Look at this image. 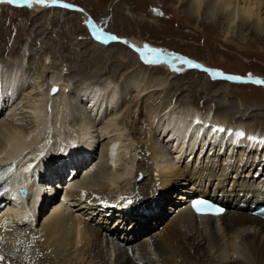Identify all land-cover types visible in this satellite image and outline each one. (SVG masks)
<instances>
[{"label": "bare ground", "instance_id": "obj_1", "mask_svg": "<svg viewBox=\"0 0 264 264\" xmlns=\"http://www.w3.org/2000/svg\"><path fill=\"white\" fill-rule=\"evenodd\" d=\"M50 2L46 0V4ZM102 3L95 0L94 4ZM46 4L31 6L40 13L37 23L43 20ZM185 4L193 18L203 12L213 21L223 16L228 27L237 26L242 31L247 25L241 34L252 29L264 40V0H186ZM82 17L89 25V16ZM83 40L94 44L96 56L90 61L92 54L87 55L86 50L85 54L75 52V58L83 57L75 62V77L64 73V68L72 65L62 55V62L56 64L51 52L36 61L31 52L27 59L0 62V163H13L17 168L10 190L1 195L6 209L0 217V257H4L0 264H264V221L240 207L264 198V128L248 129L241 118L231 123L225 118L227 108L236 110L240 105L225 106L235 93L232 84L215 81L229 74L213 68L223 76L211 75L213 82L208 79L206 86L204 83L198 89V84L193 85L199 95L221 96L212 103L209 116L199 118L186 107L176 113L177 96L156 97L153 92L167 87L172 76L183 78L188 69L195 68L183 65L184 60L198 65L199 61L163 51L183 59L172 65L168 62L166 69L146 68L138 64L132 47L149 46L141 37L128 36L130 47L106 46L109 39L104 36L95 42L88 37ZM111 50L116 54L111 55ZM118 56L128 62L120 71L127 72L121 76L123 90L113 73L124 64L100 76L94 71L101 66V59L113 63ZM34 62L42 80L36 84L41 93L36 101L31 100L33 125L26 128L5 112L11 107L9 91L18 97L25 87L28 89L36 72L35 67H31L34 73L30 72L28 66ZM64 62L68 64L64 66ZM201 65L202 69L209 67L205 62ZM86 101L94 105L89 108L94 116L87 113ZM240 102L243 105V100ZM123 107L119 131L115 118ZM97 126L115 127L110 131L114 137L100 148L103 163L95 165L91 160L88 172L84 166L88 163L82 161L89 157V147L99 150V140L88 138L100 132ZM121 126L127 131L126 140L115 134L123 132ZM216 128L225 132L214 131ZM240 131L244 137L236 136ZM168 132L174 139L167 144L173 146L175 141L180 153L190 151L188 155L198 157L196 163L176 164L179 160L165 157L166 147L160 146L157 136ZM102 135L108 136L105 132ZM75 139L86 145L80 152L73 149ZM125 141H131L129 147ZM121 147H128L133 155L125 156ZM83 168L86 172L78 179ZM70 173H75L74 177L62 187L61 177ZM99 177L102 179H96ZM19 183L27 188V197L15 192ZM61 189L64 191L58 199L46 201ZM123 191L129 196H119L120 200L111 197ZM205 193L227 202L226 214L218 218L196 216L189 208L190 200Z\"/></svg>", "mask_w": 264, "mask_h": 264}, {"label": "rangeland", "instance_id": "obj_2", "mask_svg": "<svg viewBox=\"0 0 264 264\" xmlns=\"http://www.w3.org/2000/svg\"><path fill=\"white\" fill-rule=\"evenodd\" d=\"M185 2L186 0H180V2L179 0H103V6H101L94 4L95 0H51L50 3L46 4L45 9H48L43 13V20L41 23H37V21L41 20L39 16L40 13L33 11V8L28 7L27 4L23 7L8 3L0 4V62L8 63L11 59L14 60L15 58L27 59L31 52L36 61L38 58L40 59L45 52H51L54 58L52 61L54 60L56 64L62 62V57L60 56L62 55L64 59L72 65V68L70 66L65 67L64 73L66 76L68 75L67 77H75V62L83 59V57L79 59L75 58V52L84 53L86 50L87 55L88 53L92 54L90 61L96 56L93 52L95 48L93 46L94 44H87V40H83L88 37L92 42L93 40L94 42L97 41L93 35L92 26L99 30L102 34L101 36H106L105 40L113 36L117 38L108 41L106 46L114 43L117 46L121 45L127 47L129 45L128 47H130L129 43H124V40L127 41L128 36H137L145 39L146 43L152 46V48L160 49L165 52L167 51L169 53H176L185 58L195 59L199 61V65L204 62L208 64L210 70L207 72L204 71V68L195 67L193 69H188L187 71L190 72L183 78L179 77L180 79H175L178 76L171 75L172 79L169 78V82H166L167 87L165 86L164 89H160V91L157 89L156 92H153L156 97L163 95L164 97H169L167 94L177 96V104L173 106V110H175L176 113H179L182 107H186L196 111L199 114V118L210 115V112L213 110L210 108L212 107V103H215V100L220 99L221 96L217 98L211 93L206 96L199 95L197 89L203 86L204 83V86H206L208 79L213 82L212 79L214 78L211 76V73L214 68V71L227 72L229 76L240 78L239 80H226L223 77H217L215 79L216 82L228 83L229 85L232 84L231 86L235 92L230 100L227 97L226 100L229 101H227V105L225 106L228 107V103L236 106L240 104L236 110L235 108L226 109L228 111V116H225V118L228 117V122L231 123L241 118L247 124L245 128H252L256 131L262 127L264 128V84L254 82L256 80H264V40L259 39L252 29L241 34L242 31L247 30V25L242 31L238 29L237 26L228 27L223 16H219L213 21L214 19L209 18L207 13L203 12L200 17L193 18ZM64 4L71 5V7L64 8L62 7ZM83 14L89 16L87 18H89L88 23L91 26L87 23V26L85 25V21L82 19ZM124 16L129 18L130 23L127 22ZM48 19H51L52 22H49ZM147 23L150 25L146 26L145 24ZM98 47L100 46L98 45ZM110 53L111 55L116 54L114 50H111ZM136 56L138 64H143L142 66L147 68L148 64L146 65L143 63L139 53H137ZM115 60L116 62L110 63L107 60L101 59V66L98 69H93L94 71L96 70L95 73L100 76L105 73L115 72L118 70V66L124 64V66L119 69L118 73H113L116 74L115 79H120L118 80L119 89L123 90L124 85L122 84L123 80L121 76L122 74H127V72L123 73L124 71H120L128 67V62H124L125 59L121 56H118ZM68 62H64L63 65L65 66ZM169 62L171 63L168 64L167 62L160 65H152V67H162L161 69H166L167 64L172 65L175 62L177 63L175 60ZM33 64L28 66L30 68L28 70L34 73V71H38V66L36 62ZM186 64L185 62L183 63L185 66ZM150 66L151 65L148 67L150 68ZM31 67H35L34 71ZM37 71L35 72L36 75L32 74L38 78L32 77L33 80L31 79L29 81L30 84H28L30 86L28 85V89L25 87V90L21 92L22 96H20V94L15 99L16 101L13 100V105L8 108L9 111L6 110L5 112L6 114L10 113V118H15V121H19L20 123H18L26 128H28V126L30 128V125H33L31 124L32 118H30L33 113L30 103L34 100L36 101L41 93L38 85L41 84L42 80H39L40 77ZM180 75L181 74H179V76ZM246 78H248V80ZM71 83H73L72 87H70L72 91L75 81ZM195 83L198 84L199 87L197 86V89L195 88L194 90L193 85ZM29 87L31 88L29 89ZM32 88L33 91L31 90ZM24 94H26L27 97ZM70 96L72 97V95ZM8 100H10L8 102V104H10L12 99L8 98ZM127 100L130 102L129 98ZM241 100H243L244 106L241 105ZM254 102L260 103V106ZM81 106L84 107V104ZM120 109L119 114L125 110L124 107ZM87 113H89V116H91L90 113L95 114V112H91L89 109ZM94 114L92 115L94 116ZM123 115L125 114L123 113ZM111 117L112 116H110V118ZM122 118V114L115 118L119 131ZM96 128H94V131L95 129H100V132L95 131L94 136L91 137L90 135L88 138H90V140H99V150L95 151L89 147L87 154L89 158H92V164L98 165L103 163L102 160H100V148L106 147V145L112 141L114 135H112L110 131L115 130V127L102 129L100 126H97ZM121 128L123 129V126H121ZM103 132L108 136L102 135ZM115 134L117 137L120 136V139L125 138L126 140L127 131L125 128L123 132ZM173 139V134H169V132L164 136L162 133L161 136L160 134L159 137L157 136L160 146L166 147L165 157L167 156L174 161L179 160L176 164L180 162L188 164L196 163L198 157L194 158V155H188L190 151L187 153L181 151L180 153L178 150L179 146L175 141L173 146L167 144L170 142L173 143ZM86 141L88 142V139ZM73 143L75 144L73 149L79 150V152L82 151L83 147H86L85 144H81L79 140L76 139L73 140ZM125 143L129 147L131 141H125ZM128 147H121L125 150L124 155L127 157L133 155V152L128 150ZM240 148H242V146ZM169 151H172V153ZM53 153L54 152H52V154ZM215 155H218V153H215ZM220 157L222 158L221 155ZM89 169L87 171L91 172V169ZM83 172L78 179H81L86 171ZM72 175H75V173H72L71 176ZM96 179L101 180L102 177ZM93 188H96L95 184ZM118 193L112 194L111 197L116 199L122 195L129 196V194L124 191L121 192L120 195ZM54 194H51L48 197L49 199L47 197V199H44H46V201L50 199L53 200L56 195ZM231 196L234 197L233 195ZM245 199L248 200L247 196H245ZM149 202L151 201L147 203ZM137 208L135 212H138Z\"/></svg>", "mask_w": 264, "mask_h": 264}, {"label": "snow or ice", "instance_id": "obj_3", "mask_svg": "<svg viewBox=\"0 0 264 264\" xmlns=\"http://www.w3.org/2000/svg\"><path fill=\"white\" fill-rule=\"evenodd\" d=\"M0 3H8V4H12V5H16L18 7H23L25 6V4H27L28 7H31L34 4H40V5H45L46 4V0H0ZM62 7L64 8H69L71 7V5L68 4H64L62 5ZM91 26V25H90ZM92 30H93V35L95 36L96 39H100L101 38V33L99 32V30H97L94 26H92ZM110 39H117L116 37H110ZM124 43L126 44L127 41H124ZM134 48V51L139 53L140 55V59L148 65H160L162 63H166L169 62V55L171 56L172 60H176V59H183L182 57L179 56H175L174 54H168L166 55L163 50L160 49H155L149 46H145L144 49H139V48H135L134 46H132ZM185 63L191 65L192 67H200V65L198 64H193V62L191 60H184ZM174 67V65H173ZM204 71H209L208 69H204ZM214 77L215 76H223L222 73L220 72H212L211 73ZM226 80H239V77H234V76H225L223 77ZM255 83L258 84H264V80H256L254 81ZM53 91L55 92L56 89H53ZM214 131H218L220 133H224L225 129L224 128H216L213 129ZM229 135H231V133H229ZM237 137H244L245 133L243 131L237 132L236 133ZM264 142V141H262ZM4 174H0V178H3ZM194 207L197 208V211H199V205H195ZM4 259V257H0V262H2Z\"/></svg>", "mask_w": 264, "mask_h": 264}, {"label": "water", "instance_id": "obj_4", "mask_svg": "<svg viewBox=\"0 0 264 264\" xmlns=\"http://www.w3.org/2000/svg\"><path fill=\"white\" fill-rule=\"evenodd\" d=\"M107 44V42H105ZM23 195H25V192H23Z\"/></svg>", "mask_w": 264, "mask_h": 264}]
</instances>
